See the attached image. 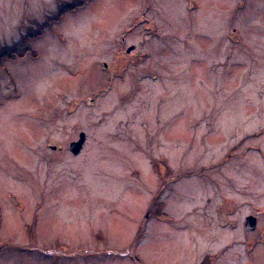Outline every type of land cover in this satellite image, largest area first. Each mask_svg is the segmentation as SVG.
<instances>
[{
	"label": "rangeland",
	"instance_id": "obj_1",
	"mask_svg": "<svg viewBox=\"0 0 264 264\" xmlns=\"http://www.w3.org/2000/svg\"><path fill=\"white\" fill-rule=\"evenodd\" d=\"M4 47L0 264H264V0H0Z\"/></svg>",
	"mask_w": 264,
	"mask_h": 264
},
{
	"label": "water",
	"instance_id": "obj_2",
	"mask_svg": "<svg viewBox=\"0 0 264 264\" xmlns=\"http://www.w3.org/2000/svg\"><path fill=\"white\" fill-rule=\"evenodd\" d=\"M131 47L127 48V50H130ZM84 140H85V134L84 132L79 133V137L77 140L71 141L69 143V149L73 154H78L80 152V150L83 147L84 144ZM53 148H55L56 146H52ZM255 217L253 216H248L247 217V221H246V225L245 227L247 229H253L255 227Z\"/></svg>",
	"mask_w": 264,
	"mask_h": 264
},
{
	"label": "flooded vegetation",
	"instance_id": "obj_3",
	"mask_svg": "<svg viewBox=\"0 0 264 264\" xmlns=\"http://www.w3.org/2000/svg\"><path fill=\"white\" fill-rule=\"evenodd\" d=\"M121 39H122V41H125V37L124 36H122L121 37ZM128 47H131L130 48V50H127V48ZM135 49V45L133 44V43H130L127 47H126V49H125V53L123 54V57L126 59V56H127V54H130L133 50ZM124 59V62H123V58H122V56H121V58H120V63L122 64L121 66H120V70H121V72H130L129 70L131 69V68H127V67H130V65H132V67H133V64H134V60H125ZM129 65H128V64ZM105 66H106V64H105ZM117 70L118 71V66L117 65H114V67H112V71H114V70ZM132 72V71H131ZM71 141H74V139L73 140H71ZM70 141V142H71Z\"/></svg>",
	"mask_w": 264,
	"mask_h": 264
},
{
	"label": "trees",
	"instance_id": "obj_4",
	"mask_svg": "<svg viewBox=\"0 0 264 264\" xmlns=\"http://www.w3.org/2000/svg\"><path fill=\"white\" fill-rule=\"evenodd\" d=\"M60 10H61V8H60ZM60 14V13H59ZM58 15V14H57ZM49 22V21H48ZM40 26H43V25H40ZM31 31V30H30ZM32 34H27V36H31ZM26 49H27V47H26ZM5 50H7L8 51V48L7 47H4V48H2L1 50H0V60L2 59V57H5V56H7L8 57V55L5 53V52H3V51H5Z\"/></svg>",
	"mask_w": 264,
	"mask_h": 264
}]
</instances>
